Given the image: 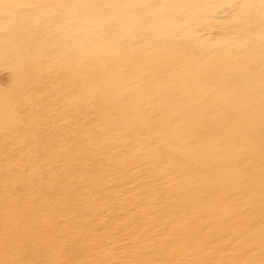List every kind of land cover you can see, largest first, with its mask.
<instances>
[{"label":"snow or ice","instance_id":"6c2138e0","mask_svg":"<svg viewBox=\"0 0 264 264\" xmlns=\"http://www.w3.org/2000/svg\"><path fill=\"white\" fill-rule=\"evenodd\" d=\"M182 5L168 0H0V37L4 43V69L12 74V84L22 86L19 101L6 106L5 129L35 128L37 118L28 122L27 84L32 78L41 58L52 63L50 70L60 69L65 73L79 74L73 94L64 98L60 119L66 126L64 133L53 139L39 136L17 137L16 143L5 157L3 188L5 200L16 198L17 191L31 186L37 193L45 189L55 192L64 186L65 175L76 166H86L83 153L77 147L80 134L73 125V113L83 105L102 107L111 82L102 80L93 73V66H107L113 52H123L129 44L147 40L162 34L167 21ZM235 16L231 22L246 34L258 31V48L249 44L242 51L243 63L235 70V77L226 73L203 71L191 74L190 83L185 84L181 103L195 109L199 115L224 110L229 118L225 131L215 137L193 136L184 129L190 121L182 119L181 113L163 116L154 111L163 91L174 88V82L161 86L157 73L166 71L180 60L198 61L205 68L214 63L229 65L231 59L225 55L204 60L198 54L180 52L159 41L149 53L147 62L139 65L135 79L143 82L144 102L133 114L138 125L150 130V138L141 141L133 129L117 130L125 153L142 156L151 162L161 176L168 177L188 194L172 202L171 213L165 222L156 226L153 235L169 229V234L154 240H141L132 236L122 245L109 246L103 251L108 256H117L109 264H264V228L261 229L260 260L255 256V245L240 241L247 260L235 257L238 252L231 249L235 238L225 233L224 243L218 245L211 240H190L176 229L184 217L196 214L206 218L224 200L246 202L249 206L257 195L264 221V0H243L234 6ZM43 30L56 37L57 43L43 53L12 49L16 35L22 27ZM14 62L10 65L9 59ZM258 70V71H257ZM190 90V91H189ZM259 125L258 149L260 155L259 191L256 190L255 171L250 155L256 151L253 135ZM241 130L244 139H241ZM102 125L84 131L89 142L97 132H105ZM209 173L214 175L212 189L218 195L210 198L209 192L201 188L200 180ZM166 187H171L167 185ZM163 193H158L161 195ZM134 211V210H133ZM145 215H154L149 206L143 208ZM176 213H180L179 216ZM231 215L222 217L229 224ZM15 221L6 211L4 223V248L0 264H98L96 260L64 259L67 249L54 238L50 245L37 254L25 255L24 250L12 243ZM182 258L177 259V256Z\"/></svg>","mask_w":264,"mask_h":264},{"label":"bare ground","instance_id":"6f19581e","mask_svg":"<svg viewBox=\"0 0 264 264\" xmlns=\"http://www.w3.org/2000/svg\"><path fill=\"white\" fill-rule=\"evenodd\" d=\"M29 2V0H21ZM182 5L167 21L166 30L159 36L131 43L123 52H113L107 66H93V73L102 80L111 82L102 107L83 105L73 113V127L80 133L76 137L77 147L84 154L86 166H76L62 180L64 185L55 192L37 193L31 186L21 187L13 200H5L3 188L5 157L9 154L17 137L39 136L53 139L64 133L66 126L60 119L64 98L73 94L79 74L74 72L50 70L51 61L41 58L36 70L27 84V117L30 123L37 118L35 128L5 129L4 111L19 101L21 84L10 87L12 74L4 69V43L0 37V258L3 257L4 223L6 211L15 221L12 243L19 245L25 255L37 254L56 242L66 247L64 259L96 260L98 264H109L117 256H108L103 251L109 246L122 245L132 236L141 240H154L168 235L170 228L153 235L156 226L165 222L171 213L172 202L185 197L168 177L161 176L151 162L142 156H132L121 149L116 131L125 127L133 129L141 141L150 138L148 128L138 125L133 114L144 102L143 89L147 87L135 79L139 65L147 62L149 53L157 47V41L180 52L198 54L204 60L227 55L232 63L225 66L214 63L205 68L198 61L180 60L166 71L157 73L158 83L163 87L174 82L175 87L163 91L154 111L163 116L181 113L182 119L190 121L185 131L203 138L215 137L225 131L224 123L229 113L221 110L211 114L199 115L195 109H188L181 103L185 84L190 83L191 74L209 71L226 73L235 77V70L244 61L242 51L249 44L259 46V33L246 34L231 22L235 16V5L243 0H168ZM258 3V0H254ZM56 37L43 30L22 27L9 48L31 50L43 53L53 48ZM10 65L14 62L9 59ZM258 71V70H257ZM190 91V90H189ZM102 125L105 132H97L89 142L84 131ZM257 144L256 151L250 155L252 169L255 171L256 190L259 191L260 155L258 149L259 125L253 133ZM241 139L245 133L241 130ZM214 175L209 173L200 180L201 188L209 192L210 198L218 195L211 185ZM171 185V187H166ZM158 193H163L158 195ZM149 206L154 215H145L143 208ZM134 210V211H133ZM177 216L180 213H176ZM231 215L229 224L222 223V217ZM262 209L259 196L249 206L246 202L224 200L206 218L196 214L184 217L176 229L190 240H211L222 245L225 233L235 238L230 251L239 253L235 258L247 260L240 241L255 245V260H260ZM177 259L182 258L177 256Z\"/></svg>","mask_w":264,"mask_h":264}]
</instances>
